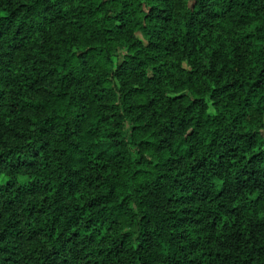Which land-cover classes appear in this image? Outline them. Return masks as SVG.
I'll return each mask as SVG.
<instances>
[{"label":"trees","instance_id":"1","mask_svg":"<svg viewBox=\"0 0 264 264\" xmlns=\"http://www.w3.org/2000/svg\"><path fill=\"white\" fill-rule=\"evenodd\" d=\"M0 264H264V0H0Z\"/></svg>","mask_w":264,"mask_h":264}]
</instances>
